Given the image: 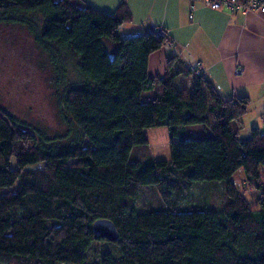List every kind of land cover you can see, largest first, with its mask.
Here are the masks:
<instances>
[{"label":"trees","instance_id":"obj_1","mask_svg":"<svg viewBox=\"0 0 264 264\" xmlns=\"http://www.w3.org/2000/svg\"><path fill=\"white\" fill-rule=\"evenodd\" d=\"M28 14H39L40 26ZM111 18L131 22L125 0ZM0 24L25 26L50 56L67 127L49 138L0 107V264H88L96 243L114 251H95L91 264H264V132L240 139L232 127L247 97L224 100L178 55L167 57L162 78L151 77L149 56L166 38H116L84 0H0ZM67 58L79 85L66 78ZM180 76L193 78L191 94L174 86ZM157 85L161 96L143 102ZM189 126L211 135L193 138ZM154 128L167 129L170 159H136ZM238 170L243 185L231 182ZM201 182L222 186L221 204L180 209ZM145 188L159 195L158 210L138 211ZM246 189L257 192L253 206ZM100 219L113 223L116 242L95 237ZM139 247L163 255L150 259Z\"/></svg>","mask_w":264,"mask_h":264},{"label":"rangeland","instance_id":"obj_2","mask_svg":"<svg viewBox=\"0 0 264 264\" xmlns=\"http://www.w3.org/2000/svg\"><path fill=\"white\" fill-rule=\"evenodd\" d=\"M117 1L119 0H89L94 8L107 16L108 26H112V4ZM130 4L133 8V21L131 23H113V26L116 24L120 26V30L116 32V38L132 37L141 33L151 34L152 31H149L150 20L159 22L157 20L160 19L157 17L162 15V4L153 10L149 9L145 0H130ZM25 17L39 26L42 22V17L39 14H28ZM176 50L173 49L169 54ZM66 60L64 68L67 71L68 82L75 85L81 84L82 80L76 74L72 63H70L71 60L69 58ZM56 77L50 56L41 50L35 42L34 35L25 26L0 24V107L31 130L44 133L49 138L62 136L67 131L55 104ZM250 126L247 121L246 129ZM186 129L192 136L200 138L210 136V132L202 126H189ZM144 136L149 142L148 147L146 149L136 148L133 157L140 160L147 157L164 161L170 159L169 137L166 128L145 130ZM242 136L240 135L239 138ZM25 148L30 149V144H27ZM260 179L261 190L264 191L263 170H260ZM246 191L248 194L246 196L251 200L250 203L253 206V198L257 192L253 189H246ZM222 194V186L216 182L197 183L191 189V195L187 202L179 208L191 209L192 206L198 205V202L203 203V201H206L210 207H216L223 200ZM160 207L161 200L154 189L145 188L141 191L137 203L139 212L158 210ZM110 250L114 251L110 245L94 244L89 252L87 263L91 264L97 260L95 251L104 253ZM139 250L148 255L150 259L163 255L161 252L149 251L145 247H139Z\"/></svg>","mask_w":264,"mask_h":264},{"label":"crops","instance_id":"obj_3","mask_svg":"<svg viewBox=\"0 0 264 264\" xmlns=\"http://www.w3.org/2000/svg\"><path fill=\"white\" fill-rule=\"evenodd\" d=\"M84 1L94 8L89 0ZM121 1L112 4V13ZM125 1L132 22L133 8L130 0ZM145 1L151 10L159 4L163 7L162 15L157 17L159 22L150 20L149 31H152L151 25L162 27L173 43L170 50H159L149 56L148 74L156 79L162 78L169 56L178 55L187 65L196 63L202 77L213 85L221 98L249 99L248 111L241 123L232 125L238 138L240 135H243L240 139L249 138L253 129L264 132V13L241 15L215 11L203 6L199 0ZM107 22L106 16V31L118 26H113V19L112 26H108ZM142 34L146 33L138 35ZM173 49H177L176 52L169 54ZM238 71L241 73L237 74ZM173 84L185 94L193 91L192 77L180 76ZM160 96L161 87L157 85L152 92L143 93L141 99L149 102ZM247 121L251 126L246 129ZM231 182L233 185L244 184L243 171L238 170Z\"/></svg>","mask_w":264,"mask_h":264},{"label":"built area","instance_id":"obj_4","mask_svg":"<svg viewBox=\"0 0 264 264\" xmlns=\"http://www.w3.org/2000/svg\"><path fill=\"white\" fill-rule=\"evenodd\" d=\"M203 6L215 10V11H226L233 14H263L264 5L260 0H199ZM152 33L161 38H166L163 46V51H168L173 47L172 41L167 37L166 31L162 28H157L151 25ZM116 30H120V26L116 27ZM190 69L196 74H201L199 65L194 63L190 65ZM241 72L238 71L237 74Z\"/></svg>","mask_w":264,"mask_h":264},{"label":"water","instance_id":"obj_5","mask_svg":"<svg viewBox=\"0 0 264 264\" xmlns=\"http://www.w3.org/2000/svg\"><path fill=\"white\" fill-rule=\"evenodd\" d=\"M92 232L98 239L106 240L110 243H114L118 239V232L109 220L100 219L93 223Z\"/></svg>","mask_w":264,"mask_h":264}]
</instances>
